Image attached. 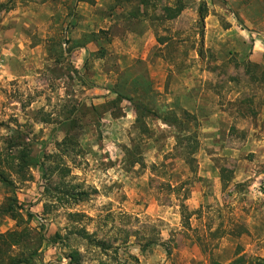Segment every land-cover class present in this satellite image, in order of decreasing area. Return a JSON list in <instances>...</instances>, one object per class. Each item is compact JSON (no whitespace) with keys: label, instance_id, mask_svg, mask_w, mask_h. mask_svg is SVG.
Masks as SVG:
<instances>
[{"label":"rangeland","instance_id":"rangeland-1","mask_svg":"<svg viewBox=\"0 0 264 264\" xmlns=\"http://www.w3.org/2000/svg\"><path fill=\"white\" fill-rule=\"evenodd\" d=\"M10 138L32 264H264V0H0Z\"/></svg>","mask_w":264,"mask_h":264},{"label":"trees","instance_id":"trees-1","mask_svg":"<svg viewBox=\"0 0 264 264\" xmlns=\"http://www.w3.org/2000/svg\"><path fill=\"white\" fill-rule=\"evenodd\" d=\"M182 10V5H178L177 7L173 8H164L166 18L170 20L176 18ZM201 17L203 18V15ZM120 100L121 98L117 99V101ZM136 108V110L141 111L140 114H143V112L146 110L145 107L141 106ZM146 113L150 114V111H146ZM25 137L27 136H23V138ZM32 148L33 146L30 142L24 143L23 141L22 143H18L16 140H14V138L5 140L3 145L0 146V189H4L6 192L12 193V196L6 197L4 204L0 208V217L3 215L10 216V218L16 222L17 227L22 226L35 217L34 214L28 209H24L21 205H19L14 194L16 183H23L31 179L29 171L34 164ZM192 151H194V147ZM63 172L64 170L61 169L60 173L62 174ZM68 173L69 171H66V174ZM65 194L70 195L74 200L77 199L74 197V191H69L68 193L65 192ZM80 195H83V193H80ZM181 212L184 214L183 208ZM24 217H26V220ZM183 219H186L185 222L188 224V217H183ZM27 234L28 233L25 230L8 231L4 233L0 232V264H32V256L34 253H13V249L15 247H19L25 243L24 238L27 236ZM77 234L81 238H86L85 236H88L86 235L85 231L82 230L78 231ZM50 243L53 244V242ZM70 263H73V259L71 258ZM78 263L79 262L76 261L75 264ZM211 264L219 263L213 261Z\"/></svg>","mask_w":264,"mask_h":264}]
</instances>
